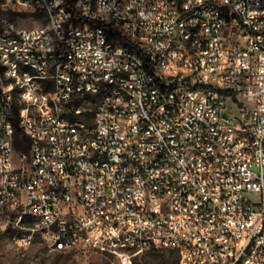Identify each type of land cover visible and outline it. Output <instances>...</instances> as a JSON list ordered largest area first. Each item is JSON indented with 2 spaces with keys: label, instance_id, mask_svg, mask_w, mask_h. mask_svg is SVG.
Instances as JSON below:
<instances>
[{
  "label": "built area",
  "instance_id": "2783aa9c",
  "mask_svg": "<svg viewBox=\"0 0 264 264\" xmlns=\"http://www.w3.org/2000/svg\"><path fill=\"white\" fill-rule=\"evenodd\" d=\"M4 1L50 17L0 31L13 35L0 48V228L27 216L24 244L37 233L52 251L121 264L150 249L178 264H264V0ZM106 14L129 44L151 45L144 60L103 39L123 38ZM13 56L40 64L58 96L45 100ZM100 77L106 97L94 96Z\"/></svg>",
  "mask_w": 264,
  "mask_h": 264
},
{
  "label": "rangeland",
  "instance_id": "374dc122",
  "mask_svg": "<svg viewBox=\"0 0 264 264\" xmlns=\"http://www.w3.org/2000/svg\"><path fill=\"white\" fill-rule=\"evenodd\" d=\"M14 22L22 28H36L46 24L44 14L34 10L13 9L0 0V31L7 23ZM20 101V97H17ZM229 117H237L233 102L227 101L224 112ZM19 126V119H15ZM27 232L21 227L0 228V264H121L119 258L111 253L90 251L85 255H74L52 251L42 237L35 233L31 244H24L19 238ZM179 257L175 251L165 249H150L135 254L130 264H178Z\"/></svg>",
  "mask_w": 264,
  "mask_h": 264
},
{
  "label": "bare ground",
  "instance_id": "6f19581e",
  "mask_svg": "<svg viewBox=\"0 0 264 264\" xmlns=\"http://www.w3.org/2000/svg\"><path fill=\"white\" fill-rule=\"evenodd\" d=\"M51 2H59V0H51ZM91 8L97 14H104V4L99 1H91ZM42 14L45 17H50V7H42ZM106 25L108 27H118V34L113 32H103V39L110 40L114 43V47L120 52H126V56H130L136 60H144V53H151V45H143V52L136 44H129L125 38H131V31L126 27V22L123 20H116L113 14H106ZM6 42H13V35H6V41H0V48H6ZM12 65H17L19 72H27L33 77L35 85L41 88L42 93H45V100H54L58 96V80H51L50 75L41 71V66L34 61H23V56H13ZM110 86L109 77H100L98 86L94 89L95 97L108 96V87ZM20 97V89H13L11 91V100L17 101ZM53 114H57L58 122H72L71 113H65L64 107L60 102H53ZM18 124L15 119H11V126ZM188 150H195V143H188ZM27 216H20L19 221H12L11 227L26 226ZM22 242V241H21ZM55 251L63 253H72L71 248L55 247Z\"/></svg>",
  "mask_w": 264,
  "mask_h": 264
},
{
  "label": "trees",
  "instance_id": "16d2710c",
  "mask_svg": "<svg viewBox=\"0 0 264 264\" xmlns=\"http://www.w3.org/2000/svg\"><path fill=\"white\" fill-rule=\"evenodd\" d=\"M15 126L18 125L16 124ZM15 145L18 151L28 148L29 145L28 139L24 135H22V133L18 129L15 137Z\"/></svg>",
  "mask_w": 264,
  "mask_h": 264
}]
</instances>
